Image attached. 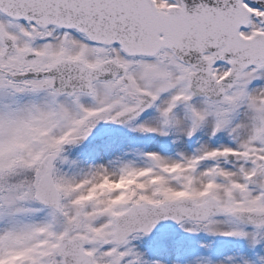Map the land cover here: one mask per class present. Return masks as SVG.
Wrapping results in <instances>:
<instances>
[{
	"label": "snow or ice",
	"instance_id": "snow-or-ice-1",
	"mask_svg": "<svg viewBox=\"0 0 264 264\" xmlns=\"http://www.w3.org/2000/svg\"><path fill=\"white\" fill-rule=\"evenodd\" d=\"M0 264H264V0H0Z\"/></svg>",
	"mask_w": 264,
	"mask_h": 264
}]
</instances>
